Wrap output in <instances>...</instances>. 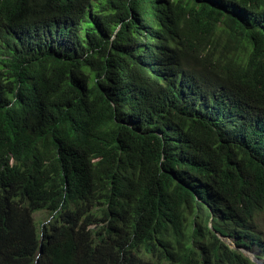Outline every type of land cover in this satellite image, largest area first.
Returning a JSON list of instances; mask_svg holds the SVG:
<instances>
[{
	"label": "trees",
	"instance_id": "obj_1",
	"mask_svg": "<svg viewBox=\"0 0 264 264\" xmlns=\"http://www.w3.org/2000/svg\"><path fill=\"white\" fill-rule=\"evenodd\" d=\"M263 210L264 0H0V264H256Z\"/></svg>",
	"mask_w": 264,
	"mask_h": 264
},
{
	"label": "clouds",
	"instance_id": "obj_2",
	"mask_svg": "<svg viewBox=\"0 0 264 264\" xmlns=\"http://www.w3.org/2000/svg\"><path fill=\"white\" fill-rule=\"evenodd\" d=\"M33 215V214H32ZM211 219V218H210ZM48 220L40 222V225H38L39 229L43 226L44 223H46ZM209 227L212 228V224L209 222ZM216 235L225 242L231 249H239L241 250L251 261H253L256 264H264V256H260L257 250H250L247 247L239 246L237 245L233 239L230 237L223 236L219 232H215ZM42 234L40 235V240L42 239Z\"/></svg>",
	"mask_w": 264,
	"mask_h": 264
},
{
	"label": "rangeland",
	"instance_id": "obj_3",
	"mask_svg": "<svg viewBox=\"0 0 264 264\" xmlns=\"http://www.w3.org/2000/svg\"><path fill=\"white\" fill-rule=\"evenodd\" d=\"M37 225H40V222L48 220L49 211L44 209H39L33 212L32 215ZM258 218L261 220L259 223L262 227H264V210L260 212Z\"/></svg>",
	"mask_w": 264,
	"mask_h": 264
}]
</instances>
